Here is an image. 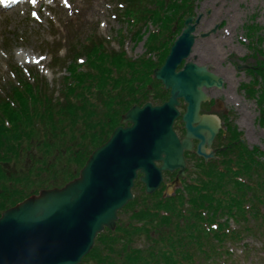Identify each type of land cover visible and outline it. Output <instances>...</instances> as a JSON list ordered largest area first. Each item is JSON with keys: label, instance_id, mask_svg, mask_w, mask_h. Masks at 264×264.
Returning a JSON list of instances; mask_svg holds the SVG:
<instances>
[{"label": "trees", "instance_id": "trees-1", "mask_svg": "<svg viewBox=\"0 0 264 264\" xmlns=\"http://www.w3.org/2000/svg\"><path fill=\"white\" fill-rule=\"evenodd\" d=\"M195 1L120 0L134 23L142 22L134 38L142 40L148 32L143 28L154 26L146 47L147 54H160L158 61L145 56L132 60L124 51L107 50L103 42L92 40L91 46L76 48L75 61L78 55L86 56L87 71L75 65L68 68L62 100L48 86L33 87L22 77V89L11 85L15 106L0 95V217L40 190L63 187L77 178L131 106L165 100L160 91L151 96L148 86L154 83L153 70L169 53L171 36L175 38L185 17L194 14ZM100 112L104 120L95 121ZM36 139L44 144L41 148L32 145ZM34 147L39 158L33 156ZM234 149L235 158L223 152L222 162L188 188L187 209L182 195L178 202L163 199L161 191L136 197L123 211L130 212L129 221L120 220L116 231L100 234L82 264H210L231 254L225 247L228 240L264 239V154L242 143ZM24 153L33 167L24 176L9 175L8 166ZM230 221L239 228L226 231ZM143 235L147 248L137 247Z\"/></svg>", "mask_w": 264, "mask_h": 264}, {"label": "water", "instance_id": "water-1", "mask_svg": "<svg viewBox=\"0 0 264 264\" xmlns=\"http://www.w3.org/2000/svg\"><path fill=\"white\" fill-rule=\"evenodd\" d=\"M200 19L195 24L193 17L185 21L164 65L154 72L170 90L167 102L132 108L123 118L126 126L116 128L110 140L92 154L80 178L62 189L43 190L2 214L0 264H80L100 233L106 228L115 230L118 212L133 199L138 172L149 194L160 187L163 171L180 169L183 176L184 149L192 145L189 140L181 142L173 128L180 115V99L187 103L183 122L188 136L201 140L200 155L213 157L203 151L206 138L201 131L207 126L193 124L207 99L204 89L222 88L223 80L193 62L177 71L191 55ZM214 137L211 130L209 144Z\"/></svg>", "mask_w": 264, "mask_h": 264}, {"label": "rangeland", "instance_id": "rangeland-1", "mask_svg": "<svg viewBox=\"0 0 264 264\" xmlns=\"http://www.w3.org/2000/svg\"><path fill=\"white\" fill-rule=\"evenodd\" d=\"M117 5L111 0H31L19 3L16 9L1 13L0 91L4 90V87L6 89L7 84L14 79L15 72L11 70L13 66H19L26 72L37 71L47 79L53 91L61 89L66 70L56 67L52 58L55 54L60 58L68 54L74 32H79L80 36L85 38L96 28L97 34L108 40L109 49L119 50L117 38L120 37V31L126 32L129 37L133 35L129 32L127 24L119 21L116 10L120 7H116ZM196 5V14L202 15V20L197 28L198 39L191 61L226 76V81L230 83H227L224 90L213 89L210 95H218L224 109H233L232 122L243 133L242 139L246 144L250 148L259 146L264 151V120L262 124L257 104L239 89L240 82L248 83L251 78L244 72L237 73L230 63L231 57L237 60L240 55L250 53L246 45H243L246 38L242 27L251 17V21L264 26V0H200ZM216 26L219 28L216 34L201 37ZM143 37L145 39L126 40L124 49L129 57L138 59L146 52L147 36ZM152 56L158 57L154 53ZM253 63L255 64L253 60L247 61L248 65ZM99 120H104L103 112L96 116L95 121ZM41 144L43 143L39 139L32 142L37 148H41ZM78 144L76 142L74 146L78 148ZM33 156L39 158L38 153ZM32 167L28 153H24L20 161L11 162L7 173L21 177ZM171 179V176L166 175L164 185L169 184ZM133 193L138 197L144 196L141 187L134 188ZM169 194H172V191H167L166 195ZM129 216V211L121 212L119 219L127 223ZM247 242L251 243L250 240ZM148 244L146 236L143 235L142 240L138 242L139 247L147 248ZM241 250L239 247L238 254H241Z\"/></svg>", "mask_w": 264, "mask_h": 264}, {"label": "flooded vegetation", "instance_id": "flooded-vegetation-1", "mask_svg": "<svg viewBox=\"0 0 264 264\" xmlns=\"http://www.w3.org/2000/svg\"><path fill=\"white\" fill-rule=\"evenodd\" d=\"M220 108L217 106V102L211 97L202 107V115H205V118L201 121L195 123V125L203 124L207 126V129L203 131V134L207 140L211 138V130H217V136L215 137L212 146L209 148L206 146L207 153L213 154L218 153L225 148L224 144L226 143L227 137L224 130V127H227V121L224 119L223 113L219 112ZM219 124V128L217 126ZM177 133L181 139L186 137V131L184 125H179L177 128ZM194 150L190 152H185V157L187 161L188 170L191 171L194 167L199 164L200 160L196 154V147L199 144V141L193 139Z\"/></svg>", "mask_w": 264, "mask_h": 264}, {"label": "bare ground", "instance_id": "bare-ground-1", "mask_svg": "<svg viewBox=\"0 0 264 264\" xmlns=\"http://www.w3.org/2000/svg\"><path fill=\"white\" fill-rule=\"evenodd\" d=\"M38 1H40V0H38ZM188 60H191V57H190V58H188V59H187V61H188Z\"/></svg>", "mask_w": 264, "mask_h": 264}]
</instances>
